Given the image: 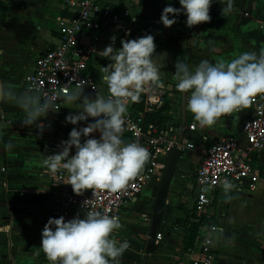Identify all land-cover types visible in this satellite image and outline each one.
I'll use <instances>...</instances> for the list:
<instances>
[{
    "label": "crops",
    "instance_id": "1",
    "mask_svg": "<svg viewBox=\"0 0 264 264\" xmlns=\"http://www.w3.org/2000/svg\"><path fill=\"white\" fill-rule=\"evenodd\" d=\"M145 2V4L143 3ZM112 11L131 10L138 20L133 36L122 41L153 35L156 44L154 61L160 71L157 82L164 84L165 101L170 102L167 125L175 128L186 148L181 152L175 178L160 211L157 199L161 181H154L144 193L124 209L122 227L114 233L117 241H127L129 249L119 258L120 264H189L197 236L191 241V231L185 222L193 218L195 204L194 181L197 168L203 163L208 149L222 139L237 136L243 147L244 123L255 108L221 117L211 127H200L185 107L190 93L177 90L175 64L178 60L191 68L202 60L228 62L241 53L264 50V0H231L232 10L223 14L229 0H213L211 21L192 28L186 15L175 17L171 28L161 22L166 6L180 9L179 0H106ZM63 0H0V81L18 91L26 88L24 78L34 69L36 59L48 48L59 44L60 33L72 19ZM120 38L117 34H108ZM109 58L95 54L89 69L107 97L108 88L102 77ZM148 87L144 86L142 91ZM84 95L96 96L89 91ZM145 101L140 91L138 99ZM75 104H65L58 118L59 129L68 140L74 127L66 117L74 114ZM23 112L13 104H0V264H41L42 222L52 209L56 196L43 165L45 156L56 153L58 142L50 134L23 125ZM46 120H42L44 123ZM196 125L195 131L189 126ZM99 134L94 133L95 135ZM82 138V142H83ZM11 143V149L6 145ZM188 145V146H187ZM75 154V148L74 153ZM253 166L261 178L253 190L250 181L228 180L234 187L225 193L221 186L216 192L213 223L218 226L214 264H262L264 256V149L252 155ZM6 172H3V169ZM163 178V177H162ZM158 219L157 235L161 242L151 245V232ZM196 225V224H195ZM190 234V235H189Z\"/></svg>",
    "mask_w": 264,
    "mask_h": 264
},
{
    "label": "clouds",
    "instance_id": "2",
    "mask_svg": "<svg viewBox=\"0 0 264 264\" xmlns=\"http://www.w3.org/2000/svg\"><path fill=\"white\" fill-rule=\"evenodd\" d=\"M179 3L180 9L171 5L164 8L161 22L165 27L175 25V17L181 14L186 15L189 28L211 21L213 0H179ZM231 10L229 0L222 11L225 15ZM115 40L113 37V45ZM121 43L120 49L109 45L99 52L110 61L102 77L108 88L107 97L97 93L94 99L90 98L84 95V88L42 97L38 92L18 91L0 81V104L18 107L24 114L23 125L35 126L41 135L46 127L41 121L50 112H56L57 95L64 104H75L78 108L66 117L67 123L79 125L92 119L86 127H74L69 139L62 142L61 150L43 160L49 172L61 170L67 174L64 184L71 185L76 194L87 190L94 195L96 190H121L150 158L147 148L138 142L126 143L122 136L129 102L138 99L145 85L156 84L160 79L154 61L155 38L149 34ZM175 69L176 88L190 93L185 107L202 128L249 108L254 97L264 98V50L244 52L228 62L202 60L194 68L178 60ZM159 88L163 89L164 84L159 83ZM97 132L99 139L93 138ZM12 146L9 143L6 148ZM222 187L228 193L234 185L224 179ZM121 227L117 217L98 211H87L83 218L77 215L71 220L63 216L49 218L42 231L41 248L51 264H120L119 258L130 247L129 242L117 241L113 236Z\"/></svg>",
    "mask_w": 264,
    "mask_h": 264
},
{
    "label": "built area",
    "instance_id": "3",
    "mask_svg": "<svg viewBox=\"0 0 264 264\" xmlns=\"http://www.w3.org/2000/svg\"><path fill=\"white\" fill-rule=\"evenodd\" d=\"M63 3L73 13V17L60 33L59 44L48 48L36 59L33 71L24 78L25 86L27 90L38 92L42 97L64 94L77 88H84V91L96 96L101 90L89 69L92 58L107 46L113 45V37L110 41L106 38L109 33L120 36L113 46L121 39L133 36L138 20L131 10L114 13L106 0H63ZM141 92L145 95V111L134 112L133 101L129 102L122 138L126 143L138 142L148 149L150 158L144 167L123 189L96 190L95 195L92 190L76 194L71 185L64 184L66 173L61 170L50 172L49 179L56 200L42 226L45 227L49 218L63 216L71 220L77 215L83 218L87 211L115 216L121 223L127 205L139 198L154 181H161L170 155L186 148L185 143L179 141V131L176 132L172 126L160 127L146 123L147 113L164 107V90L159 88L158 83H149ZM251 106L255 110L242 128L247 146H241L237 136L222 139L208 149L203 163L195 172L193 211L196 215L193 218L187 216L185 222L189 223L190 228L196 224L198 240L196 246L189 249V264H214L218 226L213 223V210L215 192L222 186V181L229 178L240 182L249 180L253 190L261 181L253 166L252 155L264 149V98L254 97ZM64 107L65 104L57 95L56 112H50L43 123L46 125L45 133L50 134L52 141L58 142L56 153L61 150L62 142L67 141L58 123ZM189 130L195 131L196 125L189 126ZM94 138L99 139L100 134ZM73 153L74 148L71 151ZM3 172H6L5 168ZM85 201L88 203L84 207ZM156 240L161 242L163 235L158 234ZM41 255V264H51L43 250Z\"/></svg>",
    "mask_w": 264,
    "mask_h": 264
},
{
    "label": "water",
    "instance_id": "4",
    "mask_svg": "<svg viewBox=\"0 0 264 264\" xmlns=\"http://www.w3.org/2000/svg\"><path fill=\"white\" fill-rule=\"evenodd\" d=\"M181 152L180 151H174L169 158L167 167L165 169L161 184H160V191L158 194L157 199V209H161L163 206V203L166 201L167 195L169 193L170 185L175 178L176 169L178 165V161L180 159ZM157 225H158V219L155 220L154 226L151 232V245H155V240L157 237Z\"/></svg>",
    "mask_w": 264,
    "mask_h": 264
},
{
    "label": "trees",
    "instance_id": "5",
    "mask_svg": "<svg viewBox=\"0 0 264 264\" xmlns=\"http://www.w3.org/2000/svg\"><path fill=\"white\" fill-rule=\"evenodd\" d=\"M145 4V2L143 1ZM114 13H118L119 11H113ZM170 110V102L166 101L165 105L162 109L159 111L153 112V113H147L146 114V123L151 124L154 123L156 125H159L160 127H166L167 123L169 121V118L167 117V112ZM133 111L134 112H143L145 111V101H138L133 105ZM191 231V241L195 239V236H197V227L196 225H191V228H189Z\"/></svg>",
    "mask_w": 264,
    "mask_h": 264
}]
</instances>
